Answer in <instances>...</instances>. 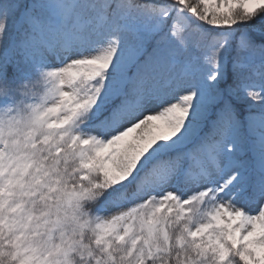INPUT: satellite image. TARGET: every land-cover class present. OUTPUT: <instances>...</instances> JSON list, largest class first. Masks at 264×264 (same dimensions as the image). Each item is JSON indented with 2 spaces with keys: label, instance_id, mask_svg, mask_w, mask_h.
Wrapping results in <instances>:
<instances>
[{
  "label": "snow or ice",
  "instance_id": "obj_1",
  "mask_svg": "<svg viewBox=\"0 0 264 264\" xmlns=\"http://www.w3.org/2000/svg\"><path fill=\"white\" fill-rule=\"evenodd\" d=\"M0 264H264V0H0Z\"/></svg>",
  "mask_w": 264,
  "mask_h": 264
}]
</instances>
